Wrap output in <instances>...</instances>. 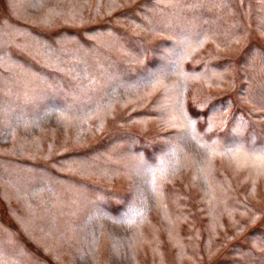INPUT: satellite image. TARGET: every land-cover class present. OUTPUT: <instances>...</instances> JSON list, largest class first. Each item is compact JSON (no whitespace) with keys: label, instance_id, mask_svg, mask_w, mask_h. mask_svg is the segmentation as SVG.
Returning <instances> with one entry per match:
<instances>
[{"label":"rangeland","instance_id":"1","mask_svg":"<svg viewBox=\"0 0 264 264\" xmlns=\"http://www.w3.org/2000/svg\"><path fill=\"white\" fill-rule=\"evenodd\" d=\"M181 3L0 0V264H264V0Z\"/></svg>","mask_w":264,"mask_h":264},{"label":"snow or ice","instance_id":"2","mask_svg":"<svg viewBox=\"0 0 264 264\" xmlns=\"http://www.w3.org/2000/svg\"><path fill=\"white\" fill-rule=\"evenodd\" d=\"M242 2H243V0H242ZM186 6L189 7V8H195V7L202 6V4L198 2V3L188 4ZM168 7H171L173 9H176L177 11H179L180 9L184 8L185 5L181 3V0H169ZM182 58L187 59L188 58L187 53H185ZM157 83H158V81H157ZM153 87H155V84H153ZM260 103L261 104H264V94H262L261 97H260ZM176 107L179 109L181 116H183L184 119L187 120V116L183 112L182 105L179 102H177ZM261 110H264V109H261ZM174 119H175V117H174ZM194 123H195V121L188 120V125L189 126L192 125V124H194ZM245 123L246 122H243L242 121L241 125L239 127H237L236 129H234L233 131L237 135H242L243 134L242 133V130H243V127H244V124ZM172 126L173 127L185 128V126L183 124H181V125L173 124ZM184 135H188L187 128H185ZM228 150L230 152H236V153L242 154L245 159H250L252 161V163H253L254 166L256 164H259L261 166H264V148H260V149H250L249 150V149H246L245 148V145L243 143H236L232 147H230ZM142 167L147 168L148 166L143 165ZM148 171L151 172L152 170L149 168ZM152 174L154 175V172ZM2 255L3 254L0 253V257H2Z\"/></svg>","mask_w":264,"mask_h":264}]
</instances>
